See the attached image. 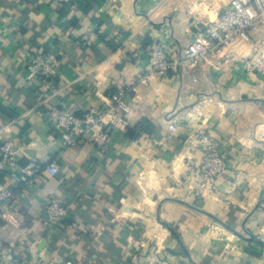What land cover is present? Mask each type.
<instances>
[{
  "label": "crops",
  "instance_id": "0c3cea01",
  "mask_svg": "<svg viewBox=\"0 0 264 264\" xmlns=\"http://www.w3.org/2000/svg\"><path fill=\"white\" fill-rule=\"evenodd\" d=\"M70 1L0 0V105L16 114L0 110V142L14 139L20 151L13 172L0 174L16 195L18 223L0 218V264H264V142L252 136L264 123V79L243 66L251 46L137 83L152 43L180 53L231 0H102L89 14L86 0ZM34 54L56 58L54 84L26 81ZM133 85L130 111L106 118L105 150L87 141L62 148L53 108L82 115ZM143 120L154 133L129 139L126 128ZM203 129L228 170L199 197L188 186L203 160ZM51 162L58 175L49 173ZM52 197L68 215L48 237L42 210Z\"/></svg>",
  "mask_w": 264,
  "mask_h": 264
},
{
  "label": "built area",
  "instance_id": "2783aa9c",
  "mask_svg": "<svg viewBox=\"0 0 264 264\" xmlns=\"http://www.w3.org/2000/svg\"><path fill=\"white\" fill-rule=\"evenodd\" d=\"M69 2L70 0H62ZM202 5L210 0H191ZM94 36L84 37L83 44L90 46ZM249 45L253 55L243 58L242 63L249 72H255L264 79V0H231L208 29L200 32L195 40L181 52H176L168 44L152 43L148 48L150 66L138 77L137 83L148 86L153 78L164 79L170 72L180 70L195 71L206 62L207 56L216 52L222 54L235 45ZM26 81L54 84L57 80V60L53 55L34 54L25 63ZM137 92V85L120 89L109 95L104 108L90 109L82 115L66 108H53L49 120L54 131L58 132L62 148H74L87 141L98 150H105L111 141L110 123L107 117L117 113H128L130 107L125 99ZM169 133L178 131L174 122L168 124ZM253 139L264 142V123L253 130ZM198 140L203 150V160L194 170V181L188 186L199 197L216 190L219 178L228 170L225 155L216 149L205 130H200ZM19 150L14 139L0 142V174L11 173L18 166ZM49 173L58 175L60 167L56 162L48 166ZM31 177V169H25ZM14 192L0 184V218L14 226L18 223L12 215ZM43 223L48 237L54 230L64 225L68 208L58 198H48L43 202ZM49 241V240H48ZM73 264V262H67Z\"/></svg>",
  "mask_w": 264,
  "mask_h": 264
},
{
  "label": "trees",
  "instance_id": "16d2710c",
  "mask_svg": "<svg viewBox=\"0 0 264 264\" xmlns=\"http://www.w3.org/2000/svg\"><path fill=\"white\" fill-rule=\"evenodd\" d=\"M101 1L102 0H86L87 4L84 7L83 11L86 14L91 13L94 10L95 4H98ZM75 2H76L75 0H71L70 4L73 5ZM93 22H95V24L97 26V31H100L103 27V24L100 22H97L96 19H93ZM100 38H103V36L100 35ZM108 45L114 47V44L111 42H108ZM114 49H115V47H114ZM0 110L3 113H5L8 117H11V118L16 117V114L14 112L4 108L1 105H0ZM154 131H155V127L148 120H143L142 122H140V124H138L135 127H127L126 128V136L131 140H137L138 138H140L143 135L151 136L154 133ZM65 206L68 207L66 204H65Z\"/></svg>",
  "mask_w": 264,
  "mask_h": 264
}]
</instances>
